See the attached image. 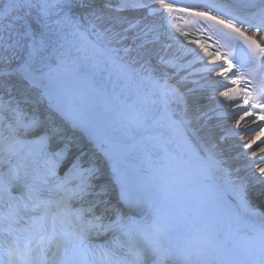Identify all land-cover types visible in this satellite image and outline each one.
<instances>
[{
	"label": "snow or ice",
	"instance_id": "1",
	"mask_svg": "<svg viewBox=\"0 0 264 264\" xmlns=\"http://www.w3.org/2000/svg\"><path fill=\"white\" fill-rule=\"evenodd\" d=\"M0 264H264V0H0Z\"/></svg>",
	"mask_w": 264,
	"mask_h": 264
},
{
	"label": "bare ground",
	"instance_id": "2",
	"mask_svg": "<svg viewBox=\"0 0 264 264\" xmlns=\"http://www.w3.org/2000/svg\"><path fill=\"white\" fill-rule=\"evenodd\" d=\"M216 121L214 120L213 121V123H215ZM229 126H234V120H230L229 121ZM241 127H242V125H241ZM241 135H243V134H241ZM200 136L201 137H204V138H207V133H206V131H204V130H201V132H200ZM234 141H229V143H233Z\"/></svg>",
	"mask_w": 264,
	"mask_h": 264
}]
</instances>
